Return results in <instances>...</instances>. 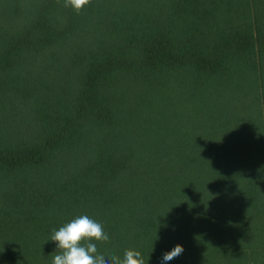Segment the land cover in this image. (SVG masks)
Returning a JSON list of instances; mask_svg holds the SVG:
<instances>
[{"label": "trees", "instance_id": "1", "mask_svg": "<svg viewBox=\"0 0 264 264\" xmlns=\"http://www.w3.org/2000/svg\"><path fill=\"white\" fill-rule=\"evenodd\" d=\"M80 215L106 257L264 264V0H0V264Z\"/></svg>", "mask_w": 264, "mask_h": 264}, {"label": "clouds", "instance_id": "2", "mask_svg": "<svg viewBox=\"0 0 264 264\" xmlns=\"http://www.w3.org/2000/svg\"><path fill=\"white\" fill-rule=\"evenodd\" d=\"M91 3V0H64V7H70L79 14ZM48 240L55 243L57 254L52 264H145L141 253L126 249L121 259L118 256L98 254L97 245L93 241L107 242L108 234L100 222L87 215H80L54 229ZM47 240V241H48ZM183 246L177 244L166 252L162 262L171 261L183 253Z\"/></svg>", "mask_w": 264, "mask_h": 264}]
</instances>
